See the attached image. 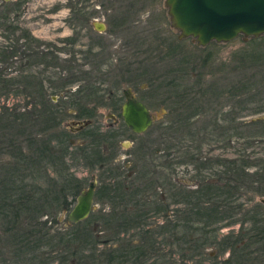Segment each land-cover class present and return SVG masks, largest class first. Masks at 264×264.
Masks as SVG:
<instances>
[{
	"label": "rangeland",
	"instance_id": "rangeland-1",
	"mask_svg": "<svg viewBox=\"0 0 264 264\" xmlns=\"http://www.w3.org/2000/svg\"><path fill=\"white\" fill-rule=\"evenodd\" d=\"M19 1L0 0V5L3 4L2 2L17 3ZM165 1L25 0L21 2L18 17L15 18L16 14L11 13L12 18L18 20L20 28L30 32L34 38L51 45V51L55 47L53 52L61 59H69L68 52L76 54L74 56L79 69L85 74L82 79L70 86L69 91L75 92L77 87L99 89L97 94L98 98L102 99L103 106L95 111L93 125L101 130L98 133L101 135L100 138L95 137L94 140L83 142L78 134L67 137L68 141H73L71 144L73 148L69 149L70 152L75 154L77 150L78 152L80 149L85 150L84 155L78 154L77 160L68 162L70 172L78 179L80 187L82 186L79 195L88 188L91 182L96 181L93 195L95 208L90 214L92 219L98 218L99 220L102 214H108L113 210V206L109 205L108 199L105 198L108 190L101 189L104 186L101 182L107 180V173L103 172L97 164L90 165L96 157L93 151L97 147H99L98 152L103 151L106 143L104 138L108 134L117 136L109 153H112L110 163L115 167H120L121 178L126 179L127 174L129 178L132 175L136 177L135 175L140 172L142 188L150 186L142 197L148 195L150 198L151 196L150 200H153V203L162 204L163 214H168L174 223L178 219L182 220L186 216L185 211L188 210L186 202L184 204L178 202L183 201L182 196H185L183 193L196 190L204 180L210 179L213 175V170L212 172H198L196 170L198 164L184 157L186 151L192 156L198 155L205 159H230L243 152L252 158L264 157V139L255 137L254 131L251 134V132L242 130L241 138L233 135L231 141L226 143L224 135L212 132V130L205 135L202 132L201 135L192 139L187 131L174 135L161 130L172 118L175 119L179 114L184 117L187 114V110L184 112V105L174 96V93L182 94L185 90L187 92L189 89L184 88L187 84L191 88L190 96L188 95L191 101L189 103L190 114L195 115L198 109L208 110L205 116L193 117L194 120L191 123H194L196 129H202V126L207 123L212 124L214 116L222 121V118L227 117L225 114L232 113L230 117L235 116L236 123L239 125L255 121L264 115V113L252 115L262 103L261 99L264 100V98L256 97L249 104L241 105L238 98L228 97L224 93L235 86L234 84L241 77L239 70L249 63L254 66L250 65L253 67L250 72L259 80L262 68L257 61L264 59V40L253 43L250 41L252 38L238 35L228 43L211 42L202 47L197 45V41L192 37L180 39V32L172 26L168 8L164 5ZM72 6L86 14L82 22L73 19ZM121 27L123 29H120ZM1 33L0 30V50L5 51L9 45L8 42L10 43V37L4 39ZM67 38L77 39L75 46H69L63 41ZM93 41L95 45L99 44V46H94L96 53L105 52L103 58L101 56L98 60H85V54L90 45L94 44ZM0 61H2L1 57ZM24 62L25 60L19 58L6 69L4 63L0 62V72L3 74L13 72L16 73L13 75H19L22 73L20 71L23 69ZM44 69V66H35L30 70L32 73L44 71V75L53 80L57 79L55 76L61 71V67ZM173 70L178 74L185 73L186 77L185 84L184 81H179L183 84V88L178 91H168L165 87L159 86L161 81L164 82V86L170 80L173 81V76H168V73ZM23 71L27 73L28 69ZM160 75L166 78L161 81L156 79ZM175 84L177 85L176 82ZM178 87L181 88L179 85ZM127 89L137 100L147 106L152 115V126L142 135H134L123 126L119 108L124 102L123 91ZM165 91H167V96L163 93ZM212 91L215 93L211 98L207 93ZM58 95L53 96L54 103L61 102ZM13 99L20 105H24L25 101L22 96H16ZM206 101L210 104L208 105ZM221 108L224 112L219 114ZM175 109L183 112L176 114ZM210 109L215 112L209 113ZM109 113L113 115V118L109 117ZM67 114L73 115L74 112L69 111ZM72 120L73 117L66 118L61 123L60 129L70 130L69 123ZM74 120L78 121L77 118ZM220 124L221 122L218 123ZM77 196L67 210L59 211L54 216L45 214L40 220H51L54 229L58 232H69L71 222L67 217L76 204ZM237 199V204L242 205L240 208L242 212L232 220H224L211 227L212 230L219 229L215 234L217 237L215 243L207 244L200 252L201 254L192 260L182 257L185 259L182 263H180L182 255L178 254L177 248L175 249L176 245L172 248L166 247L167 261L170 263L172 260L173 263L179 261L180 264H231L222 262L228 259L231 253L228 248L225 250V245L221 246V244L227 238H230L229 241L232 244L236 238L249 239L250 236H255L253 230L256 231L259 227L264 228V205L260 203V199L264 197L256 198L249 193L240 194ZM68 201H71V197H68ZM156 205L153 204L152 208ZM166 220V217L160 218L159 222L165 223ZM255 221L259 223L258 227L254 225ZM98 225L97 234L101 237L100 239H107L108 231H99L103 227L101 220ZM84 228L90 230L89 226H83L80 230L83 232ZM262 239L264 240V237ZM244 246L245 253H247L244 256H247V260L235 259L233 264H264V241L249 244L245 241ZM171 252H176V254ZM249 252L252 253L250 257ZM6 257L11 261V255H6Z\"/></svg>",
	"mask_w": 264,
	"mask_h": 264
},
{
	"label": "trees",
	"instance_id": "trees-1",
	"mask_svg": "<svg viewBox=\"0 0 264 264\" xmlns=\"http://www.w3.org/2000/svg\"><path fill=\"white\" fill-rule=\"evenodd\" d=\"M22 1L25 0L17 3L2 2L3 4L0 5L2 38L10 37L9 47L7 46L5 51L0 50L2 58L0 62L4 63L6 69L14 60L19 58L25 60L20 71L22 73L19 75H13L16 74L13 72L10 74L0 72V264H146L149 260H153L152 264H156L160 259L161 264H172L167 261L165 248L174 245L177 246L178 254L182 255L180 261L182 263L185 259L192 260L200 255L207 244L215 243L217 238L215 234L219 229L212 230L213 225L224 220H232L242 212L240 209L242 205L237 204L240 194L251 193L256 198L264 197V157L252 158L243 152L230 159H205L198 155L192 156L186 151L184 157L198 164L196 169L198 172L213 170V175L210 179L204 180L196 190L183 193L185 194L182 196L183 201L178 202L180 204L186 202L188 210L185 211L186 216L182 220L178 219L174 223L166 217L165 223L156 228L157 230L148 231L147 228L146 231L144 230L143 247L141 245L122 247L121 244L116 249H108L106 247L108 241H105L107 239L102 241L97 237V231L93 227L96 226L97 219H92V216L77 224H71L69 232L65 233L54 229L51 220L41 221L40 218L45 214L54 216L59 211L67 210L76 196H79L82 188L68 166V162L79 158L78 150L75 154L69 151L72 148L67 139L68 131L60 129L61 123L69 117L92 119L97 108L102 107L103 103L102 99L98 98V88L89 87V90L87 87L83 89L77 87V91H69L70 86L77 83L76 81L82 79L85 74L79 69L76 54L68 52L69 59H61L53 52L55 47L51 51V45L34 38L30 32L20 28L18 20L12 18L11 13L16 14L15 18L19 16L18 11ZM78 9L71 7L73 19L82 22L86 14ZM76 40L67 38L63 41L69 46H75ZM261 40H264V35L259 39L252 38L250 41L254 43ZM96 45L95 43L90 45L85 60H98L101 56L103 58L105 52L96 53L94 51ZM257 63L262 68L259 80L250 72L254 66L249 63L239 70L241 77L234 84L235 86L224 92L226 96L238 98L241 105L249 104L256 97L264 98V59H260ZM251 64L253 67L250 66ZM35 66H44L45 69L61 67V71L55 76L57 79L53 80L45 76L44 71L32 73L30 69ZM24 69H28L27 73H24ZM168 76H173V81L170 80L165 86L161 81L166 78L165 76L160 75L156 78L162 82L159 86L165 87L168 91H178L183 88V84L179 81H184L185 73L178 74L173 70ZM211 85L215 87L214 84ZM185 87L189 89L187 92L185 90L182 94L174 93V96L184 105V112L187 110L189 114L187 112L184 117L179 114L175 119L172 118L173 120L171 119L167 126L161 129L165 133L177 135L187 131L192 139L202 132L205 135L212 130L224 135V140L228 143L233 135L241 138V131L244 130L251 134L254 131L255 137L264 139V115L255 121L239 125L235 116L230 117L232 113L225 114L227 117L222 118V121L214 116L212 124L207 123L202 129H196L194 123H191L193 117L205 116L208 110L198 109L195 115L190 114L191 88L188 84L184 85ZM163 93L167 96V91ZM214 93L212 91L207 94L212 98ZM54 95H58L61 102L54 103L52 100ZM16 96H22L24 105L14 101L13 97ZM261 102V106L259 105L252 115L264 113V100L261 99ZM68 111H74L76 115H69ZM182 112L176 110V114ZM210 112L214 113L215 110L210 109ZM223 112L221 108L219 114ZM220 122L221 124L218 125ZM101 155V152L97 151L95 160L90 165H99L103 160L97 158ZM109 172L112 174L111 178L101 182L104 183L101 189L108 190L105 198L108 199L109 204L115 205L119 203L118 201H126L124 205H130L128 203L130 202L137 208L155 205L153 201L150 202L148 195L142 197L147 188L150 189L149 185L147 188L138 185L127 192L120 179L122 176L116 174L115 170ZM112 180L114 183L110 185ZM107 181L110 183L108 184ZM68 197H71V201H68ZM158 209L164 212L162 204L154 206L152 211L158 212ZM147 213L138 209L129 215L116 216L114 213L109 216L103 215L99 218L103 226L99 231H114L113 236L119 238L120 235L138 229L142 225L148 227ZM258 224L255 221L256 227ZM83 226H89L90 230L84 228L82 232L80 228ZM253 232L255 236H250L249 239L236 238L234 244L229 241L230 238H227L221 246L225 245L226 250L235 247L243 240L246 243L248 241V244L264 241L263 227ZM158 237L162 238L164 245L161 256L149 253V250L154 249ZM166 237L169 239L167 240ZM98 245L103 246L104 249H98ZM250 254L252 253L249 252V257ZM6 255H11V261L5 258ZM244 255H247L244 248L233 253L238 261L241 258L247 260V256Z\"/></svg>",
	"mask_w": 264,
	"mask_h": 264
},
{
	"label": "water",
	"instance_id": "water-1",
	"mask_svg": "<svg viewBox=\"0 0 264 264\" xmlns=\"http://www.w3.org/2000/svg\"><path fill=\"white\" fill-rule=\"evenodd\" d=\"M164 5L180 39L192 37L202 47L211 42L228 43L238 35H264V0H166ZM123 96L120 111L124 124L134 134H144L153 123L149 110L128 90L123 91ZM94 189L95 184H91L77 197L67 217L72 224L85 220L94 209ZM260 203L264 205V199Z\"/></svg>",
	"mask_w": 264,
	"mask_h": 264
},
{
	"label": "flooded vegetation",
	"instance_id": "flooded-vegetation-1",
	"mask_svg": "<svg viewBox=\"0 0 264 264\" xmlns=\"http://www.w3.org/2000/svg\"><path fill=\"white\" fill-rule=\"evenodd\" d=\"M130 93H131V95L137 100V98L132 94V92L129 90V89H127ZM123 99H124V96H123ZM123 101H125V99L123 100ZM139 101V100H138ZM139 102H141V101H139ZM124 103V102H123ZM123 103H122V105H123ZM142 103V102H141ZM122 105L120 106V110H121V107H122ZM146 108H147V106H146ZM148 109V108H147ZM119 110V111H120ZM69 112V111H68ZM74 112V111H73ZM150 112V111H149ZM71 115V114H70ZM73 115H76V112H74V114ZM120 116H121V111H120ZM152 116V115H151ZM95 117V116H94ZM94 117L92 118V119H79L78 118V121L77 120H72L69 124V128H70V130H66V131H68V135L69 136H71V135H77L78 134V136H80V137H82L81 139H82V141L83 142H89L91 139H93L94 140V138L96 137L97 139H99L100 138V134H98V133H100L101 132V130L98 128V127H96V126H94L93 125V121H94ZM109 117H112L113 118V115H111L110 113H109ZM121 119H122V117H121ZM83 122H86L87 124L84 126L83 125ZM122 122H123V126H125V128L127 129V131H129V132H131L127 127H126V125L124 124V121H123V119H122ZM73 126H74V128H73ZM83 133V134H82ZM132 134H134L133 132H131ZM98 134V135H97ZM134 135H137V134H134ZM142 135V134H141ZM68 136V137H69ZM138 136V135H137ZM116 138H117V136L116 135H114V136H112V135H106V137L104 138V141L106 142L105 143V145H104V149H103V151H101V157H99V158H97V159H100V160H103L101 163H99V167L101 168V170L103 171V172H105V173H107L106 175H107V180H109V177L111 178V176L110 175H112L110 172H109V170H111V171H114L115 170V173L116 174H119V175H121L119 172V170H120V167H115V165L114 164H112V163H110V161H111V156H112V153L110 154L109 153V149L110 148H113L112 147V145H113V142L114 141H116ZM70 144L69 145H71L72 143H73V141H68ZM71 147H72V145H71ZM84 147V146H83ZM73 148V147H72ZM82 148V147H81ZM99 147H97L94 151H93V153H94V155H96V152H97V149H98ZM84 151L85 150H83V149H80V151H79V153L77 152V154H83L84 153ZM92 153V154H93ZM136 177H133V175L129 178V175L127 174V177H126V179H124V178H121L120 177V179H122V181L121 182H123L122 184L124 185V188H125V190H127V192L130 190V189H132V188H134V187H136V186H138V185H141L142 183L140 182V179H141V177H140V172H138V175L136 174L135 175ZM108 184L110 183V181H108L107 182ZM114 183V181L112 180L111 181V183H110V185H112ZM91 184H95V189H96V181H93V182H91L89 185H88V187L91 185ZM88 189V188H87ZM95 189H94V191H95ZM85 191V190H84ZM83 192V191H82ZM81 192V193H82ZM80 193V194H81ZM148 198H149V196H148ZM151 199V196H150V198H149V200ZM151 201H153V200H150V202ZM119 203L118 204H115V205H111V206H113L112 207V212H110V213H108V214H102L101 215V217H103V215H110L111 213H114L116 216H118V214H125V215H129V214H133L134 212H136V211H138V209L139 210H143V211H146V212H148L147 213V216H148V222L146 223V225H148V227H143V225H142V227H140V228H138V229H135V230H133V231H130V232H128V233H126V234H122V235H120L119 236V238H116V237H114L113 236V233H115L114 231H109L108 232V237L109 236H111V237H109V240H108V238H107V240H105V241H108V243H107V246L106 247H108V249H110V250H113V249H116V248H118L121 244H122V247L123 246H126V245H132V246H142L143 247V244H144V242H142V240H144V237H142V233L144 232V230L146 229V230H148V231H153L154 229H156V228H158L159 226H161L164 222L162 221V222H159V219L160 218H164V217H167L169 220H171L172 218L170 217V216H168V214H163L162 213V209H158V212H153L152 211V205H149V206H146V207H142V208H137V206L136 205H134V204H131L130 202H128L130 205H124L125 204V202L126 201H122V202H120V201H118ZM93 205H94V197H93ZM92 205V206H93ZM110 205V204H109ZM156 205V204H155ZM94 208H95V206H94ZM104 210V209H103ZM94 211V209L91 211V213L90 214H92V212ZM103 213H105V212H103ZM90 214H89V216H90ZM89 217L87 216V218L85 219V220H87ZM98 223H99V220H98V218H97V221L95 222V225L96 226H93L94 227V229H95V231H97V229L99 228V225H98ZM145 230V231H146ZM157 230V229H156ZM97 237L100 239L101 237H99V234H97ZM122 238V239H121ZM100 240H102V239H100ZM103 241V240H102ZM236 241V240H235ZM244 242L245 241H242V242H240V244H236V246L234 247H231V248H229V251H230V256H229V258L228 259H226V260H223L222 262H228V263H231V264H233L234 262H235V258H234V256H232L233 255V253H235V252H239V250H241V248H245V247H243L244 246ZM100 247H102L101 245H98V249H100ZM174 247V246H173ZM163 248H164V245H163V243H162V238L161 237H158L157 238V240H156V243H155V246H154V249L153 250H149V253H152L153 255L155 254H157L158 256H161L160 254H162V250H163ZM172 248V247H171ZM177 248V246L175 247V249ZM235 248V249H234ZM173 251V250H172ZM165 252H167L166 250H165ZM172 254L173 253H176V252H171ZM146 261V260H145ZM144 261V262H145ZM153 263V260H149V261H147V263L146 264H152ZM162 263V260L160 259V260H158L157 262H156V264H161ZM179 263V261H176V263H173V260H172V264H178ZM145 264V263H144Z\"/></svg>",
	"mask_w": 264,
	"mask_h": 264
}]
</instances>
